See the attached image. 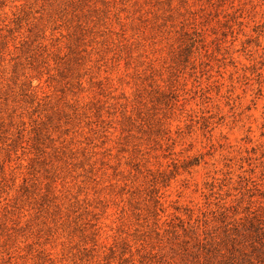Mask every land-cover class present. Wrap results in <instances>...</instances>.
Listing matches in <instances>:
<instances>
[{"label":"rangeland","instance_id":"obj_1","mask_svg":"<svg viewBox=\"0 0 264 264\" xmlns=\"http://www.w3.org/2000/svg\"><path fill=\"white\" fill-rule=\"evenodd\" d=\"M0 264H264V0H0Z\"/></svg>","mask_w":264,"mask_h":264}]
</instances>
